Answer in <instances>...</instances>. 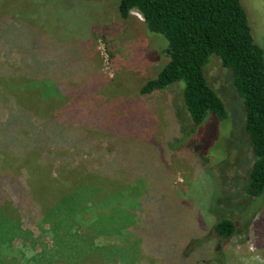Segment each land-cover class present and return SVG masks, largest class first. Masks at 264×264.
I'll list each match as a JSON object with an SVG mask.
<instances>
[{
  "label": "trees",
  "instance_id": "trees-1",
  "mask_svg": "<svg viewBox=\"0 0 264 264\" xmlns=\"http://www.w3.org/2000/svg\"><path fill=\"white\" fill-rule=\"evenodd\" d=\"M35 5L0 0V110H7L0 123V264H103L112 253L107 243L131 234L132 208L139 205L134 206L132 184L125 182L130 177L114 169L115 157L99 164L95 153L101 148L92 143L99 127H82L77 109L69 108L84 98L82 83L68 77L63 44L35 23ZM118 12L122 18L136 12L150 34L164 38L168 60L140 94L180 85L192 136L209 114L227 119L210 87L209 58L217 56L221 67L232 71L254 158L243 192L263 199L264 51L253 38L242 0H120ZM23 219L48 225L52 255L27 258L25 245L14 247ZM145 220L137 224L141 234ZM237 231L232 219H217L213 226L220 244ZM99 238L102 244L95 243Z\"/></svg>",
  "mask_w": 264,
  "mask_h": 264
},
{
  "label": "rangeland",
  "instance_id": "rangeland-1",
  "mask_svg": "<svg viewBox=\"0 0 264 264\" xmlns=\"http://www.w3.org/2000/svg\"><path fill=\"white\" fill-rule=\"evenodd\" d=\"M119 1L32 0L35 23L63 44L68 77L82 83L84 98L69 108L77 109L82 127H99L92 135L101 148L95 153L99 164L115 157L114 169L130 177L125 182L132 184L130 194L139 205L132 208L131 234L107 243L112 253L103 264H264V197L243 192L254 158L232 71L222 68L217 56L209 58L210 87L227 119L209 114L204 128L192 136L190 117L179 101L180 85L140 94L166 64V43L147 31L136 12L122 18ZM242 3L253 38L264 51V0ZM5 100L12 106L9 97ZM6 115L0 110V123ZM143 217L141 234L137 224ZM221 218L232 219L238 229L222 244L213 232ZM47 229V224L23 219L14 247L25 245L27 258L52 255ZM100 238L96 244L103 243Z\"/></svg>",
  "mask_w": 264,
  "mask_h": 264
}]
</instances>
